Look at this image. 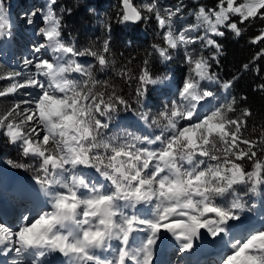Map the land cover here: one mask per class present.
Masks as SVG:
<instances>
[{"label":"snow or ice","instance_id":"1","mask_svg":"<svg viewBox=\"0 0 264 264\" xmlns=\"http://www.w3.org/2000/svg\"><path fill=\"white\" fill-rule=\"evenodd\" d=\"M55 5L48 0L27 18L29 24L44 22L40 42L23 61L29 71L0 69V81L8 82L0 97H21L0 112V135L34 161L8 163L35 167L33 179L46 197L14 227L0 222V253H15L12 264H43L39 258L49 253H60L66 264H153L157 242L170 236L182 254L204 241L222 246L217 264H264V219L253 224L243 199L264 187V127L249 129L253 113L238 108L234 98L217 102L212 85L227 91L233 81L221 82L211 62L218 64L222 52L213 37L224 36L222 29L239 37L247 23L264 20V0H216L212 8L200 6L197 23L180 31L173 19L180 7L118 0L119 23L154 18L161 42L152 51L162 62L180 51L188 66L175 99L151 117L140 114L159 133L125 136L106 135L115 115L133 103L142 107L149 86L169 77L153 74L152 53L138 64L129 57L117 66L110 39L84 48L65 42L62 13L71 9L58 12ZM10 27L0 0V39ZM200 28L203 35H190ZM251 42H264V29ZM197 44L215 54L190 47ZM87 57L95 63L79 59ZM262 57L264 47L253 59Z\"/></svg>","mask_w":264,"mask_h":264},{"label":"trees","instance_id":"2","mask_svg":"<svg viewBox=\"0 0 264 264\" xmlns=\"http://www.w3.org/2000/svg\"><path fill=\"white\" fill-rule=\"evenodd\" d=\"M173 4L179 3L181 11L186 16L192 17L190 25L195 24L194 13L197 6L187 0H172ZM59 6L63 9H71L63 13V32L74 42L77 48L89 46H99L104 39H110V47L117 60V66L126 62L129 57L134 58L133 64H138L145 58L147 53H152L150 65L155 76L163 77L168 75V68H165L157 54L152 51V45L160 43V40H153L150 37H143L136 28L126 29L118 22L117 4L118 0H57ZM216 0H204L202 6L212 8ZM100 15L104 13L109 18L111 31L107 35L105 29L94 19V13ZM97 27V28H94ZM157 31V28H154ZM264 29V20H255L247 23L241 36H235L231 31L224 30L225 35L216 38L222 46V54L219 56L217 67L218 76L222 81L232 80V87L229 88L228 99L234 98L238 108H248L253 115L249 118V129L255 128L259 131L264 127V90L260 85L264 84V57L259 60L253 59L260 48L264 47V42L253 44L252 39ZM202 31L199 29L197 34ZM247 64L248 67L244 68ZM178 68L174 62L171 64ZM96 71V69H94ZM113 79L121 84V87L129 91L127 85L119 81L111 72ZM100 79H106L105 73L97 72ZM174 76L180 81L181 75L176 70ZM147 98L151 103L149 106L150 113L153 115L157 109L161 108L159 98L155 99L150 93V87ZM130 112L141 113L140 106L133 103ZM255 135V133H253ZM12 147L9 145L0 146V161L3 156H13Z\"/></svg>","mask_w":264,"mask_h":264},{"label":"rangeland","instance_id":"3","mask_svg":"<svg viewBox=\"0 0 264 264\" xmlns=\"http://www.w3.org/2000/svg\"><path fill=\"white\" fill-rule=\"evenodd\" d=\"M187 1L192 2L195 6H197V10L200 6H202V3L204 2V0H187ZM2 2L4 5L5 12L7 14L8 22L11 25V27L7 29L9 34L5 38L0 39V69L7 70V71H11V70L23 71L27 73L29 70L25 68L23 61L25 58L31 57L30 50L33 49L36 44L34 43V39L39 37V35L37 34L39 28L44 27V22L41 19L34 18V23L29 24L27 23V18L32 11L41 9L43 6H45L48 0H2ZM137 2L147 3L149 2V0H137ZM173 2L174 1L172 0H158V3L160 5L166 8L175 10V8L179 7V3L173 4ZM54 7H56L58 12H59V9H61L58 2H57V5H55ZM94 19L99 25L98 28L101 26L102 29H105V26H104L105 22L110 24L109 18L105 17L104 13H102V15H100L98 12L94 13ZM173 19H174V23H175V27L177 31H180L190 25L189 22L192 20V17L186 16L184 15L182 11H180L179 13H177V16L174 17ZM194 20L196 21L195 16H194ZM120 25H122L124 28L128 30L129 28H136L143 37H150L153 40H160V36L158 35V33L160 32V29L158 28L157 22L154 18L149 19L146 22H141L135 25L134 24L130 25L129 23L128 24L120 23ZM155 27L157 28V31H155L154 29ZM94 28H97V27H94ZM222 30L224 31L225 29H222ZM106 33L107 35H109L110 32L106 31ZM203 34H204L203 28H202V31L199 32V34H197L195 31L190 33V35L192 36L203 35ZM63 36L65 39V42H72V40L68 36H66L64 32H63ZM213 38L216 39L219 37H213ZM39 42H40V37H39ZM190 47H195L198 52H201L205 56H211L215 54L213 49L201 48L199 44L192 45ZM219 56H218V60H219ZM79 59L81 61L87 60L88 63H92V64L95 63L94 58L92 57L79 58ZM173 62L178 65V68H175L171 65ZM211 62L213 63V70L218 74L217 72L218 64H216L214 61H211ZM162 63L164 66L168 67V75L166 76L169 77V79L164 80V82L168 81L167 86L169 88H164L161 90L162 87H158L159 84L155 86L154 85L149 86L150 93L154 96L155 99L159 98V103H161V106H162L161 108L157 109L155 112L153 111V115H155L158 111L162 110L163 107L169 101V99H175V97L172 96V93L175 92L176 84L179 82L177 77L174 76V73L176 72V70H179V75H181V77L186 75L188 71V66L185 63H183L182 52L180 51H173V59L170 61L162 62ZM85 66H87V64ZM220 81L223 82L221 78H220ZM7 83H8L7 81H0V87L6 86ZM212 87L218 91L217 102L223 103L226 100H228L229 89L227 91H224L221 88L220 84H213ZM20 99L21 97L19 94L10 95L7 98L0 97V112L6 110L11 105L18 102ZM150 103L151 101L149 98H146L144 100L143 106L140 107L141 113L147 112L151 114L149 110ZM130 114H134V116L138 120H140V113L138 112L136 113H133L130 111L119 112L118 114L115 115L114 119L111 121L109 129L106 130V135L111 136L113 134H119L121 136H125L128 133H134L136 135H141L138 131H135V130L133 131L132 126L130 125L126 126L125 124H123L125 121L124 119L128 118ZM140 122L142 123L141 125H143L142 127L146 128V130L149 129L143 123V121L140 120ZM135 125H137V121ZM155 130L154 132L158 134L159 130L158 129H155ZM2 145L3 146L9 145L10 147H12V152H14L13 156L11 157L3 156L2 160L0 161V185H1L0 186V200L1 199L5 200L6 204H8L9 206V211H11L10 208H14V205L16 204V200H10L6 198L5 195L7 194V191L9 194H12V193H13L12 195L16 194V192L11 193L8 187L11 180H13V176L17 178V183L23 186L27 182H30L31 184L32 182L35 183V180L33 179V177L36 174V172H35V167L28 169V170L12 167L8 163V161H14L18 163H32V164H34V161L30 160L29 158L23 157L20 154L18 147L16 145L10 144L4 136L0 135V146ZM36 186L38 187L37 184ZM11 190H12V187H11ZM19 198L21 199V201L24 200V197L22 195ZM244 201L247 203V207L244 212V215H247L248 217H250L251 221H256L260 223V221L264 219V187H261L258 190L257 194L249 193L248 195H246L244 198ZM24 205L26 206L25 209L27 212H24L21 215L31 216V213L29 212L30 206L28 205L26 201L23 204V206ZM16 212H17V209L14 210V215H16ZM4 216L8 217L9 215L4 214ZM0 219H1V216H0ZM16 221L12 220V223L9 225H12L14 227V225H16L19 222V219L17 223ZM3 222L5 221L3 220ZM259 223H253V224L259 226ZM7 260L10 261L11 258ZM200 264H203V263H200Z\"/></svg>","mask_w":264,"mask_h":264},{"label":"bare ground","instance_id":"4","mask_svg":"<svg viewBox=\"0 0 264 264\" xmlns=\"http://www.w3.org/2000/svg\"><path fill=\"white\" fill-rule=\"evenodd\" d=\"M38 42H39V37L34 39V43H38ZM167 85H168V81L159 84L158 87H166ZM124 120L125 121L123 124H125L126 126L129 125L132 126L133 131L135 130L139 132L140 129H143L142 127L143 125H141L142 123L134 116V114H130L129 117L125 118ZM136 121H137V125H135ZM139 133L141 134V131ZM95 175L96 174H93V178H95ZM10 184L8 187L11 193L16 192V194L15 195H12L13 193L9 194L8 191L6 190L7 194L5 196L10 200H16V204L14 205V208H10L12 212L9 211V206L8 204H6V201L3 199H1L2 201L0 200L1 201L0 221L3 222L4 220L8 224H11L12 220L13 221L14 220L18 221V219L20 220L22 216L21 214L27 212L25 209L26 206L25 205L23 206L25 201L30 206L29 208L30 210H38L39 207L43 206L42 204L43 199H46V197H44V194L41 191H39V186L37 187L34 182H32V184L30 182H27L22 186L21 184L17 183V178L13 176V180H11ZM21 195L24 197L23 201H21V199L19 198L21 197ZM15 209H17L16 215H14ZM29 212L32 214L31 211ZM4 214L9 216L6 217L4 216ZM252 223H259V222L252 221ZM197 244L198 246L194 247L191 253L182 254L180 252H176V248L178 246L174 238L167 236L164 238L163 242L161 241L157 242L154 251L153 262H155L154 264H200V263L216 264V262H218L220 257L223 255V248L221 245H211L205 243L204 241H198ZM181 257H183V260L181 259ZM9 258H11L10 261L7 260ZM14 258H15V253H7V254L0 253V264H12V260ZM39 259L43 262V264H66L67 262V258L63 257L60 253H49L45 257Z\"/></svg>","mask_w":264,"mask_h":264},{"label":"water","instance_id":"5","mask_svg":"<svg viewBox=\"0 0 264 264\" xmlns=\"http://www.w3.org/2000/svg\"><path fill=\"white\" fill-rule=\"evenodd\" d=\"M130 25H132V23H129ZM137 24H139V23H137ZM135 25V24H134Z\"/></svg>","mask_w":264,"mask_h":264}]
</instances>
